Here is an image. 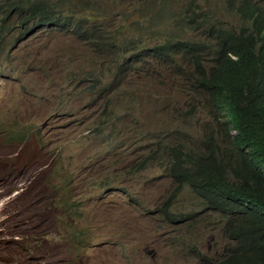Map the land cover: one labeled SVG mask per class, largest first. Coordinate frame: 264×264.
<instances>
[{
  "label": "rangeland",
  "instance_id": "rangeland-1",
  "mask_svg": "<svg viewBox=\"0 0 264 264\" xmlns=\"http://www.w3.org/2000/svg\"><path fill=\"white\" fill-rule=\"evenodd\" d=\"M189 1L82 0L65 13L76 21L68 31L40 26L22 38L17 16H0V172L13 193L0 210V237L8 242L0 264H221L229 257L234 242L225 220L188 187L172 220L155 212L175 189L160 168L171 155L141 168L159 152L158 132L162 148H170L187 133L200 138L211 129L203 88L196 114L186 117L195 94L171 73L175 63L100 55L77 34L84 19L129 43L140 25L156 23L143 49L201 42L177 22ZM196 1L217 26L241 27L243 0H234L237 11L230 0ZM253 1L264 8V0Z\"/></svg>",
  "mask_w": 264,
  "mask_h": 264
},
{
  "label": "trees",
  "instance_id": "trees-1",
  "mask_svg": "<svg viewBox=\"0 0 264 264\" xmlns=\"http://www.w3.org/2000/svg\"><path fill=\"white\" fill-rule=\"evenodd\" d=\"M80 1L56 0L50 5V0H4L0 16H17L21 38L40 26L57 27L42 30L45 33L68 31L76 21L65 20V13L75 10ZM230 6L237 11L234 0ZM199 8L196 0L189 1L177 22L183 31L202 36L201 42L175 40L143 49L140 45L144 37L149 40L155 34L156 23L140 25L143 32L129 43H120L103 24H88L84 19L77 22V34L100 55L137 51L130 55L133 62L151 58L157 67L175 63L171 73L182 76L187 90L195 94L186 117L196 114L198 86L203 88L209 113L219 127L209 125L211 129L200 138L187 133L183 142L177 139L170 148H162L163 135L158 132L159 152L144 162L159 164L160 154L167 152L172 157L170 174L175 184L180 189L191 187L209 210L227 216L226 230L241 251H230L222 264H264V8L253 0H243L238 9L242 25L237 29L217 26L214 17L199 13ZM186 145L199 148L186 151ZM239 223L245 225L236 230Z\"/></svg>",
  "mask_w": 264,
  "mask_h": 264
},
{
  "label": "clouds",
  "instance_id": "clouds-1",
  "mask_svg": "<svg viewBox=\"0 0 264 264\" xmlns=\"http://www.w3.org/2000/svg\"><path fill=\"white\" fill-rule=\"evenodd\" d=\"M167 5V4H166ZM21 32V31H20ZM19 32V33H20ZM27 36V35H26ZM25 37V36H24ZM133 53H135V52H132V53H130L131 55H133ZM208 123V125H211V126H213L214 128H218L219 127V124H218V122H216V121H214L213 119L211 120V122H207ZM233 135L235 136L236 135V133L235 132H233ZM199 145L201 146V142L199 141ZM222 146H223V151L225 150V148H226V146L224 145V144H222ZM150 156H152V155H148L147 157H145L144 158V160L145 159H147L148 157H150ZM144 160H143V166L141 167V168H144L148 163H146V162H144ZM149 163H151V162H149ZM171 164H172V161L167 165V166H164V167H160V168H162V169H165V170H167L168 172H169V179H170V181H171V183H172V187H175V189H173V190H171L169 193H168V195L166 196V199H165V202L163 203V205L159 208V209H155V212H163V213H165L166 215H164V216H162L163 218H166L167 220H172V217L175 215V212H174V208L176 207V205H177V203L179 202V199L177 198V196L178 197H180V195L183 193V191L188 187L190 190H191V192L193 193V196L196 198V200H198V201H200V202H202L203 204H205L206 205V207H207V209H208V204H207V202L206 201H203L199 196H197L196 197V193H195V191L191 188V187H189V186H186V187H184L183 189H180L179 188V186H178V184H175V182H174V179L172 178V176H171V174H170V167H171ZM9 178L6 176V175H4L3 173H1L0 172V210H2V208H3V206H4V204H5V202L13 195V193L12 194H8V188H9V180H8ZM209 210V209H208ZM210 211H212V210H210ZM214 212V211H213ZM215 213H217V212H215ZM218 214H220L222 217H223V219L225 220V228H224V233H225V235H227V236H229V239L231 240V241H233L234 242V248H230L228 251L230 252H234V251H236V250H239V251H241V248H240V246H239V244L237 243V241H235L230 235H229V233L227 232V230H226V227H227V223H228V218H227V216H224V215H222L221 213H218ZM1 222H4L3 220H1L0 221V223ZM244 223H239V224H237V226H236V230H238L239 228H241V227H244ZM1 226V225H0ZM0 228H2V231H3V227H0ZM231 256V253H230V255H229V257ZM227 259V258H226ZM225 259V260H226ZM224 260V261H225ZM204 261H205V263L206 264H211V262L209 261V260H207V259H204ZM223 261V262H224ZM222 262V263H223ZM221 263V264H222ZM252 264H254V262L252 261Z\"/></svg>",
  "mask_w": 264,
  "mask_h": 264
},
{
  "label": "bare ground",
  "instance_id": "bare-ground-1",
  "mask_svg": "<svg viewBox=\"0 0 264 264\" xmlns=\"http://www.w3.org/2000/svg\"><path fill=\"white\" fill-rule=\"evenodd\" d=\"M1 224V223H0ZM0 227H2V226H0ZM13 233V232H12ZM4 240H6V241H4ZM7 238L3 235V236H1L0 237V255H1V252H3L2 251V247H3V244L4 245H7ZM2 258V257H1ZM7 259V258H6ZM1 262V261H0ZM11 264V263H10Z\"/></svg>",
  "mask_w": 264,
  "mask_h": 264
}]
</instances>
